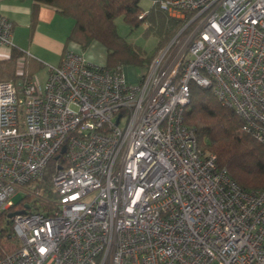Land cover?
<instances>
[{
  "label": "built area",
  "instance_id": "obj_1",
  "mask_svg": "<svg viewBox=\"0 0 264 264\" xmlns=\"http://www.w3.org/2000/svg\"><path fill=\"white\" fill-rule=\"evenodd\" d=\"M152 2L187 22L137 84L72 50L43 83L0 80V210L65 158L56 195L12 211L0 264H264V187L242 188L184 118L196 82L264 144V0ZM13 27L0 12V58Z\"/></svg>",
  "mask_w": 264,
  "mask_h": 264
},
{
  "label": "trees",
  "instance_id": "obj_2",
  "mask_svg": "<svg viewBox=\"0 0 264 264\" xmlns=\"http://www.w3.org/2000/svg\"><path fill=\"white\" fill-rule=\"evenodd\" d=\"M43 4L52 5L63 15L74 19L69 39L75 40L84 49L94 40L104 45L107 66L150 64L157 52L187 22V17L169 16L157 3L152 2L148 9H144L141 0H33L29 39L33 36ZM120 16L132 28L146 23V30L154 28L160 32V39L152 54L143 53L118 33L116 19ZM190 17L188 15V20ZM193 26L190 23L182 34L191 32ZM19 57L24 59L22 75L16 73ZM41 67L42 64L29 57L23 49L13 46L8 57L0 58V80L17 82L21 79L27 82ZM184 118L187 124L195 127L199 147L214 153L218 166L226 168L242 188L251 190L264 187V144L243 130V119L233 107L219 100L211 88L191 82V96ZM64 163V155L55 154L49 160L43 178L33 183L39 191L38 198L28 192L8 210H0V253L9 252L19 245V239L13 233L12 211L20 203L25 205L26 201H44L54 197L52 176L57 167Z\"/></svg>",
  "mask_w": 264,
  "mask_h": 264
},
{
  "label": "crops",
  "instance_id": "obj_3",
  "mask_svg": "<svg viewBox=\"0 0 264 264\" xmlns=\"http://www.w3.org/2000/svg\"><path fill=\"white\" fill-rule=\"evenodd\" d=\"M32 3L33 0H0V12L14 21L13 46L23 49L42 67L46 66L47 72V66L59 64L68 50L84 53L96 63L106 64V47L94 40L89 48L84 49L78 42L69 39L74 19L63 15L52 5H41L35 31L29 39ZM12 47L3 48L6 54L3 58L8 57Z\"/></svg>",
  "mask_w": 264,
  "mask_h": 264
},
{
  "label": "rangeland",
  "instance_id": "obj_4",
  "mask_svg": "<svg viewBox=\"0 0 264 264\" xmlns=\"http://www.w3.org/2000/svg\"><path fill=\"white\" fill-rule=\"evenodd\" d=\"M141 4L144 7V9H148L152 4V0H141ZM116 25H117L118 33L122 35L129 43L139 47V49H141L143 53L150 55L154 52L161 36L160 32L156 31L154 28H150L149 30H146V25H147L146 23L141 24L138 27L132 28L121 16L116 19ZM90 46L91 45H89L87 48H89ZM160 51H158L155 56H157ZM148 66L149 64L144 66L135 65L133 63L122 64V70L127 82L130 84H137L139 82L140 75L147 69ZM46 70L47 69L45 66L40 68L38 72L34 74L35 77L41 83H43L47 78ZM33 188H34V184H30L27 186L28 190H32ZM26 192L27 190H18L16 194L13 196L14 201L18 202L19 200H21Z\"/></svg>",
  "mask_w": 264,
  "mask_h": 264
},
{
  "label": "water",
  "instance_id": "obj_5",
  "mask_svg": "<svg viewBox=\"0 0 264 264\" xmlns=\"http://www.w3.org/2000/svg\"><path fill=\"white\" fill-rule=\"evenodd\" d=\"M65 148H66L65 146L62 147V149H61V153H63V152L65 151ZM13 214H14V212H12V213L10 214V216H12Z\"/></svg>",
  "mask_w": 264,
  "mask_h": 264
}]
</instances>
